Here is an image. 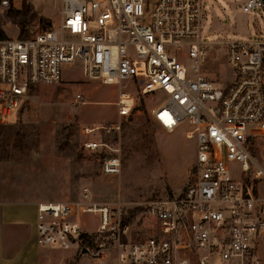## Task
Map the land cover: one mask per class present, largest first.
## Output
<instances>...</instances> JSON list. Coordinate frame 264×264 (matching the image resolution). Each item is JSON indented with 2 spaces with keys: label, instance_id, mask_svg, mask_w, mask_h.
Here are the masks:
<instances>
[{
  "label": "built area",
  "instance_id": "built-area-1",
  "mask_svg": "<svg viewBox=\"0 0 264 264\" xmlns=\"http://www.w3.org/2000/svg\"><path fill=\"white\" fill-rule=\"evenodd\" d=\"M204 1L62 0L58 24L28 38H0V123L16 120L40 85L59 84L80 70L88 80L124 87L116 101L123 117L135 93H165L151 109L154 120L169 132L186 121L187 136L197 140L184 189L143 206L153 220L148 235L132 238L131 224L122 223L128 210L120 202L94 201L85 187L78 201L39 203V246L72 249L104 264H245L258 258L264 248V37L224 42L230 80L207 77ZM21 4L0 0L4 10ZM240 7L253 13L264 1L244 0ZM83 146L100 151L102 173L121 171L120 148L112 142L90 138ZM87 214L99 216L94 231ZM84 233L97 237L89 247Z\"/></svg>",
  "mask_w": 264,
  "mask_h": 264
},
{
  "label": "rangeland",
  "instance_id": "rangeland-1",
  "mask_svg": "<svg viewBox=\"0 0 264 264\" xmlns=\"http://www.w3.org/2000/svg\"><path fill=\"white\" fill-rule=\"evenodd\" d=\"M27 1L38 17L30 23L31 35L59 23L62 0ZM242 1L203 3L207 18L202 37V72L209 78L230 80L224 42L264 37V9L244 13ZM22 7L23 1L14 9ZM7 12L0 6V23L8 37L19 36L20 27L6 21ZM39 17L48 22L41 23ZM122 88L88 80L80 70L68 72L59 84L37 87L18 118L5 123L0 136V196L9 200L78 201L87 187L94 201L111 205L120 202L129 213L183 190L197 152L196 138L187 136L190 124L185 121L169 132L154 120L151 109L166 97L162 92L135 93L130 114L120 116L116 101ZM77 94L83 96V101H76ZM102 126L113 129L101 130L100 134L83 131ZM90 138H102L120 148L122 168L118 174L102 173L100 151L83 146ZM134 214L131 237L148 235L152 218L146 210ZM84 219L89 231H94L100 222L95 214H87ZM54 253L58 264H104L72 249ZM214 264L224 263L217 260ZM230 264H240V260ZM245 264H264V248L258 258H248Z\"/></svg>",
  "mask_w": 264,
  "mask_h": 264
},
{
  "label": "crops",
  "instance_id": "crops-1",
  "mask_svg": "<svg viewBox=\"0 0 264 264\" xmlns=\"http://www.w3.org/2000/svg\"><path fill=\"white\" fill-rule=\"evenodd\" d=\"M41 202L0 196V264H58L54 251L59 249L43 248L37 243Z\"/></svg>",
  "mask_w": 264,
  "mask_h": 264
},
{
  "label": "trees",
  "instance_id": "trees-1",
  "mask_svg": "<svg viewBox=\"0 0 264 264\" xmlns=\"http://www.w3.org/2000/svg\"><path fill=\"white\" fill-rule=\"evenodd\" d=\"M22 1H23L22 9L16 10L14 8H10L8 10L6 15V21L12 22L13 24H16L20 27V33H19L20 38H28L31 35V29L29 28L30 23L38 17L33 6L27 0H22ZM39 21L43 24L48 22V20L44 17H39ZM7 37L8 36L5 30L3 29V24L0 23V38H7ZM5 127H6L5 124L0 123V136L3 135ZM139 210L142 211L145 210V208L143 207V208L134 209L131 210L128 214H123L122 215L123 225L131 224L135 216L134 212L138 213ZM82 237L84 238L85 245L88 247L92 245L97 238L95 235H90L88 233L82 234Z\"/></svg>",
  "mask_w": 264,
  "mask_h": 264
},
{
  "label": "water",
  "instance_id": "water-1",
  "mask_svg": "<svg viewBox=\"0 0 264 264\" xmlns=\"http://www.w3.org/2000/svg\"><path fill=\"white\" fill-rule=\"evenodd\" d=\"M264 1V0H263ZM88 250H87V248H84L83 250H82V253H86Z\"/></svg>",
  "mask_w": 264,
  "mask_h": 264
}]
</instances>
